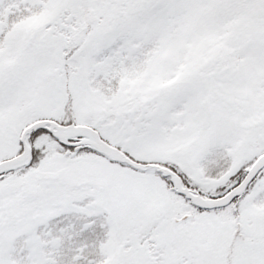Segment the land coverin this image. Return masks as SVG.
Wrapping results in <instances>:
<instances>
[{
	"label": "snow or ice",
	"instance_id": "obj_1",
	"mask_svg": "<svg viewBox=\"0 0 264 264\" xmlns=\"http://www.w3.org/2000/svg\"><path fill=\"white\" fill-rule=\"evenodd\" d=\"M0 264H264V0H0Z\"/></svg>",
	"mask_w": 264,
	"mask_h": 264
}]
</instances>
